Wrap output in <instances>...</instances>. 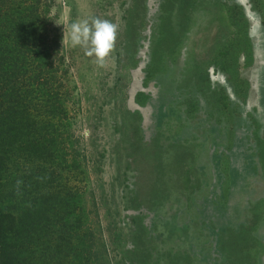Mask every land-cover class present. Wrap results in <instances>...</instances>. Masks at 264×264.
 Segmentation results:
<instances>
[{
  "label": "rangeland",
  "instance_id": "374dc122",
  "mask_svg": "<svg viewBox=\"0 0 264 264\" xmlns=\"http://www.w3.org/2000/svg\"><path fill=\"white\" fill-rule=\"evenodd\" d=\"M42 5L65 99L45 133L63 142L88 264H264V0ZM94 17L118 26L106 69L70 43Z\"/></svg>",
  "mask_w": 264,
  "mask_h": 264
},
{
  "label": "trees",
  "instance_id": "16d2710c",
  "mask_svg": "<svg viewBox=\"0 0 264 264\" xmlns=\"http://www.w3.org/2000/svg\"><path fill=\"white\" fill-rule=\"evenodd\" d=\"M49 13L42 0H0V264L89 262L71 169L57 161L63 142L45 133L46 108L65 100L48 89L56 69L44 55L58 45Z\"/></svg>",
  "mask_w": 264,
  "mask_h": 264
},
{
  "label": "clouds",
  "instance_id": "9594fccd",
  "mask_svg": "<svg viewBox=\"0 0 264 264\" xmlns=\"http://www.w3.org/2000/svg\"><path fill=\"white\" fill-rule=\"evenodd\" d=\"M117 39L118 26L108 19L94 17L71 24V46L82 48L84 54L94 58L93 62L100 68H108L110 60L114 58Z\"/></svg>",
  "mask_w": 264,
  "mask_h": 264
}]
</instances>
